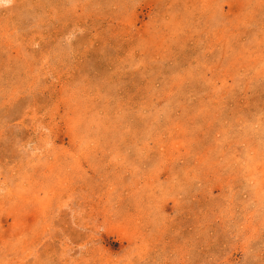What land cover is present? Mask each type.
I'll return each mask as SVG.
<instances>
[{"label": "rangeland", "instance_id": "1", "mask_svg": "<svg viewBox=\"0 0 264 264\" xmlns=\"http://www.w3.org/2000/svg\"><path fill=\"white\" fill-rule=\"evenodd\" d=\"M0 264H264V0H0Z\"/></svg>", "mask_w": 264, "mask_h": 264}]
</instances>
